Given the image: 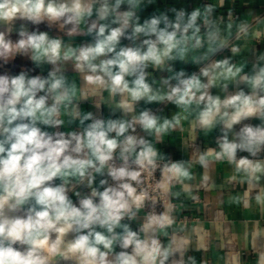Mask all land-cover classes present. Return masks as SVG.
I'll list each match as a JSON object with an SVG mask.
<instances>
[{
	"label": "clouds",
	"instance_id": "obj_1",
	"mask_svg": "<svg viewBox=\"0 0 264 264\" xmlns=\"http://www.w3.org/2000/svg\"><path fill=\"white\" fill-rule=\"evenodd\" d=\"M221 262L264 264V4L0 0V264Z\"/></svg>",
	"mask_w": 264,
	"mask_h": 264
},
{
	"label": "crops",
	"instance_id": "obj_2",
	"mask_svg": "<svg viewBox=\"0 0 264 264\" xmlns=\"http://www.w3.org/2000/svg\"><path fill=\"white\" fill-rule=\"evenodd\" d=\"M166 2L167 3H169V4H172V3H175L176 2V0H166ZM252 3V0H238V7H243V6H245L246 4H251ZM255 3H257V4H264V0H255ZM228 5H226V7H227ZM17 63L19 64V63H21V61H17ZM15 71H18V69H15ZM203 195V194H202ZM193 214H195V213H193ZM235 216L237 217V218H240V212L239 211H237L236 213H235ZM213 258H215V256H213ZM221 264H222V262H221Z\"/></svg>",
	"mask_w": 264,
	"mask_h": 264
}]
</instances>
